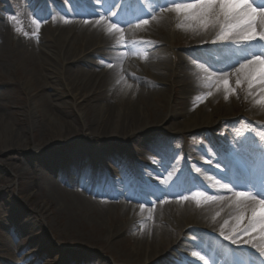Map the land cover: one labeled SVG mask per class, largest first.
Masks as SVG:
<instances>
[{
	"label": "bare ground",
	"instance_id": "1",
	"mask_svg": "<svg viewBox=\"0 0 264 264\" xmlns=\"http://www.w3.org/2000/svg\"><path fill=\"white\" fill-rule=\"evenodd\" d=\"M115 1L119 0H86L80 4L81 12L83 9L89 12L84 16L98 14ZM182 1L189 2L176 0ZM157 2L163 5L167 0L149 4L146 9L151 12L149 23L140 21L134 27L112 29L106 19L111 17L110 9L101 20L92 18L77 22L69 18L63 22L53 17L44 24L29 21L30 33L38 38H30L11 49L6 47L9 41L12 43L10 28L0 19V69L10 71L14 68L19 82L30 88V100L22 108L27 119L24 125L19 123L15 111L9 109L5 93L0 92V154L20 149L24 152L22 160L0 159V165L4 167L0 166V171L10 172L18 183L23 184L26 198L40 193L33 203L36 213L44 215L54 208L67 218L68 225L75 223V217L78 221L87 217L93 219L90 222L98 219V223L100 220L110 223L108 242L95 240L90 250L74 252L67 257L70 262L96 264L95 261H102L103 253L113 255L115 247L121 245L123 253L114 257L115 264H206L203 260L205 252L208 264H232L233 258L240 254L254 264H264V236L259 229L252 231L250 227L253 208L259 207L258 201L262 197L242 203L235 195L243 189L245 181L242 172L235 167L236 156L249 158L251 153L247 151L248 147L242 149L234 145L229 153L216 149L210 154L207 149L210 143L227 139L230 133L226 126L235 127L233 124L240 116L232 115L230 106L238 105L244 109L243 112L252 118L248 121L253 123L252 126L256 124L261 128L264 124V103L260 102L264 98V91H261L264 85L254 84L249 88L240 74L242 82L239 85L244 88L230 97L233 88L239 87L236 83L239 64L234 67L235 62L248 53H259L261 46L255 42L242 44L235 41L213 44L211 41L221 30L220 23L204 27L177 14L171 6L155 7ZM253 3L257 7L264 6V0H253ZM151 6L154 9L151 10ZM7 7L0 5V18ZM58 8L63 9L61 5ZM258 29L264 30V23L258 24ZM178 41L187 46L177 44ZM177 46L179 50H176ZM142 50L147 54L139 63L135 58ZM53 55L57 58L55 62L50 60ZM215 60H219L218 65ZM21 64L25 66L24 72L19 70ZM215 65L218 69L213 73L211 68ZM148 71L153 74L148 75ZM225 78L229 80L227 88L223 84ZM19 82L12 80L7 85L16 87ZM63 88L72 93L68 100L61 99ZM87 92H92L91 98L85 97ZM80 98L83 103L79 107L95 105L98 108V122H84L83 107L78 108L79 112H84L78 115L81 119L73 123L67 121L66 109ZM148 98L169 101L168 120L165 121L164 114H155L153 120L148 119L149 115L145 117L142 110L148 111ZM227 98L230 100L223 107ZM218 104L222 106L218 107ZM179 105H186L185 108L190 110L180 112L177 110ZM215 108L219 112L213 119ZM181 117L184 119L180 120ZM223 121L229 124H223ZM17 125L20 130L14 129ZM162 130L166 133L158 134ZM171 132H192L199 137L200 143L187 149L192 168L201 167L196 178L185 171L188 174L182 179L186 182L171 189L167 179L176 170L168 159L155 158L160 160L149 170L162 179L148 183L147 193L156 197L154 201L143 198L148 206L103 198L99 202L82 191L85 188L91 190L89 186L95 183L112 185L113 181L111 183L107 178L109 173L128 181V169L131 176L133 172L131 167L123 168L125 154L135 151L153 158V153L168 142ZM81 133L86 139L77 146L79 140L74 138ZM30 140L33 147L29 149ZM111 140L114 141L107 143ZM98 153L106 160L98 159L91 168L83 165L79 169L82 159ZM60 154L72 156L65 172L63 166L57 165ZM198 154L210 159V167L196 166L192 156ZM111 162L116 164L115 168L109 164ZM93 164L97 166L93 168ZM235 169L237 177L231 179L226 172ZM124 179L118 189L120 199L134 201L142 197L143 193L137 187L131 192ZM191 183L205 192L200 198L189 195ZM234 186L239 187L234 189ZM175 197H182L177 206H174ZM5 207L0 205V264H23L19 255L26 252L32 259L37 253L29 248L26 251L18 243L12 246L10 242L14 236L28 235L33 226L20 221L17 225L6 226L1 217ZM241 216L243 220L238 222ZM120 225L124 226L119 228ZM95 229L102 231V227ZM243 229H248L249 234ZM228 236L240 242L233 243L226 238ZM38 243L36 241L32 246ZM46 250L57 252L59 247L48 243ZM68 259H63L62 263L70 264Z\"/></svg>",
	"mask_w": 264,
	"mask_h": 264
},
{
	"label": "rangeland",
	"instance_id": "2",
	"mask_svg": "<svg viewBox=\"0 0 264 264\" xmlns=\"http://www.w3.org/2000/svg\"><path fill=\"white\" fill-rule=\"evenodd\" d=\"M13 4H11V7L8 8V10H3L2 12V18L5 23L8 24V28H10L9 37L12 40L7 43V48H17L18 45L22 44L24 41L29 40L30 38H33L36 40L37 35L34 33H30V30L32 29L31 23H28L29 21L38 22L39 24H44V17L47 16V13L42 14L41 17L35 16V8L34 2L35 0H10ZM0 5L3 4L2 0H0ZM20 5L22 7H20ZM19 8L23 9L25 11V14L21 15L19 12ZM28 17V18H27ZM43 22V23H42ZM32 40V39H31ZM177 44H182L184 46H187V43L178 41ZM13 45V47H12ZM183 48V47H182ZM57 50V48H56ZM176 50H179L178 46L176 47ZM146 52L142 50V52H139L135 58V61L137 60L139 63L144 61V58H146ZM170 55V53H169ZM51 62L57 61V58L53 55L50 57ZM238 61H243L242 59H239ZM134 66V65H133ZM20 72L25 71L24 64L20 65L19 68ZM152 75V71H148V75ZM151 78V76H149ZM152 79V78H151ZM154 79V78H153ZM15 80V82H19L18 75L16 73V70L14 68L10 69V71L6 70L5 68L0 69V92L5 93V98L8 100V107L11 110L15 111V116L19 120V123L25 124L27 122L26 116L24 115L22 108L23 106L29 102L30 96L28 94V91L30 88L28 86L23 85V83L19 82V84L16 87L9 86L7 84H10V81ZM240 88H244V86L235 87L233 88L232 92L233 94L230 97H233L235 94H238V91ZM63 96L61 97L62 100L66 99L68 100L71 92L66 91V89H62ZM92 92H87L85 94L86 96H89L91 98ZM230 98H227L224 101L223 107H225V104L227 101H229ZM83 103V98L78 99L76 104H70V106L66 109V118L69 122H74V120L78 121L81 119L78 117L79 114H83V120L84 122L88 121L90 123L92 122H98L100 120V113L98 108L95 105H91L90 107H79V105ZM181 105V104H180ZM177 109L180 112L186 113L190 110V108L186 109L185 107H188L186 105L180 106ZM222 106L220 104L217 105ZM83 107V108H82ZM147 107L148 111L143 109V113L145 117L149 115V120H153L155 114L157 115H163L165 121L169 119V115H166L168 111H170V104L169 101L164 99H156L148 98L147 99ZM215 107V106H214ZM230 106L232 111V115H235L239 117L237 121L234 122L233 125H235L234 128H228L229 130V136L226 137L227 139L219 140L217 142V145L219 147H223L227 149L230 145H234L236 147H240L244 149V147H248V152L251 153V156H241L240 154L238 157L242 160H245L246 162H258L263 161L264 158L262 157V150H264V124L261 126V128H258L256 124L253 125V123H249L251 121V117L247 116L248 114H245V110L241 107L237 106ZM78 108H82L79 112ZM207 109V108H206ZM215 112L213 119H216L215 116L218 115L219 110L216 111V108L213 110ZM244 111V112H243ZM166 115V116H165ZM186 118V116H184ZM183 117L180 118V120L184 119ZM235 119V118H234ZM82 120V121H83ZM86 120V121H85ZM249 121V122H248ZM223 124H229L226 122H222ZM76 125V124H75ZM222 127V126H221ZM20 125L14 126L15 130H20ZM232 132H231V131ZM88 132V131H87ZM166 133V131H161L158 134ZM83 133L78 134L74 139L79 140V144L77 146L81 145L80 142L83 141V139H86ZM169 139L168 142L165 143V146L157 150V153L148 152L155 154L154 156L161 158V159H168L173 167V170H176V173L172 176H169L170 178V187L173 189L176 184H178L179 180H181L183 173L185 170L191 169V173L196 174L198 170L196 168H192V166L188 163V159L191 158L189 153H187V149L190 148L192 145H197L200 143L199 137H197L192 132H171V134L168 135ZM114 140L108 141L107 143L113 142ZM29 149L33 147V141H29ZM113 144V143H112ZM111 144V145H112ZM168 144V145H167ZM167 145V146H166ZM76 145H73L75 147ZM101 146H104V143H101ZM118 146L122 147V144H119ZM124 146V145H123ZM97 148V146L95 145ZM118 148V147H117ZM101 149L98 148L97 150ZM125 149V148H121ZM207 149H209L210 154L213 152V145L210 143L207 146ZM118 150V149H117ZM125 151V150H124ZM133 152V151H132ZM135 152V151H134ZM133 154L137 155L138 162H136V165H139L138 168L142 169L144 173H140V175L145 178V180L149 181L151 179L155 180L151 170L149 168L140 163V161L152 164V158L147 155L137 154L136 152ZM186 152V153H185ZM256 155V156H255ZM255 156V157H254ZM37 159L38 156H35ZM193 158L199 160V161H207V158L204 155L198 154L192 156ZM24 158V152L22 150H16L12 152H8L5 154H0V159L2 160H9L14 161V159L22 160ZM72 159V156L70 154H67L65 156H62L60 154L57 158V165L61 166L62 164L65 166V169L63 171L65 172L66 169H68V162ZM104 160V157H100V154H96V156L90 154L82 159L80 162L79 169L81 170L83 165H92L94 161ZM132 159L135 158H129L128 155L125 154V157L123 158L122 164L124 165V169L129 168V165L132 161ZM106 160V159H105ZM243 161V162H245ZM47 162V161H46ZM48 163V162H47ZM154 163V162H153ZM107 164V163H106ZM110 164V163H109ZM141 164L144 168L140 167ZM18 165V162H17ZM114 168L116 165L113 163L111 164ZM1 166V165H0ZM188 166V167H187ZM90 167V166H89ZM2 169H4L3 166H1ZM238 169V167H237ZM129 170V176L128 181L126 180V184L130 189L133 185V178L131 176V170ZM196 170V171H195ZM183 172V173H182ZM261 174H258L259 179H262L261 181H264V168L261 169ZM81 173V171H80ZM215 175V174H213ZM25 176H28L27 174ZM117 176V174H116ZM119 178H122L119 176ZM35 179V176H34ZM37 181V178H36ZM166 181V180H165ZM142 180L140 178H137L135 181L136 184H141ZM182 182V181H181ZM168 183V184H169ZM223 183V182H222ZM22 183H18L17 179L11 174L10 172H2L0 171V205H5L4 212L2 210L1 217L4 219L5 225L13 226L17 225L18 221L22 222V224L30 223L33 227L29 230L30 232L26 236H14L10 242L12 246H14L16 243L20 244L21 247L24 246V249L27 251L28 248L32 251H34L36 254L35 257L30 259V256L28 253H24L20 256V260L23 264H60L64 258L68 259L67 257H71L72 254L75 252L80 253L82 251L90 250L91 244H93L96 241H102L103 243L108 242V230L110 228V223L108 221L100 222L98 223V219H95L93 222H90V220H93L92 218H85L83 217L82 220L78 221V219L75 217V223H71V225H68L67 218L61 214H58L56 210L53 208L52 211H49L45 213L44 215H41L39 213H36L34 208V200L38 197H40V193L36 192V194L33 197L26 198V195L23 193L22 190ZM89 187L93 188L94 184H91ZM95 189H86L82 190L87 195L93 196L90 192ZM181 193L182 192H178ZM197 193H200V190H189V195L192 197H198L200 198V195H197ZM150 197V196H149ZM110 201H114L113 199L108 198ZM182 197H179L174 200L175 206L178 205V203L181 201ZM153 199L152 201H154ZM139 202H142V200H138ZM115 202V201H114ZM117 202H127L126 200H118ZM144 204V203H141ZM8 209V210H7ZM15 217L16 221L13 220ZM6 220V221H5ZM6 225V226H7ZM124 225H120L119 228H122ZM102 227V231H98L95 228ZM126 229V228H125ZM2 230V229H1ZM94 230V231H93ZM97 230V231H95ZM5 232L4 230H2ZM1 231V232H2ZM96 240V241H95ZM38 241V245L32 246L34 242ZM129 241H133V239L130 237ZM48 243H53L54 245L59 247V250L57 252H47V245ZM22 253V252H21ZM120 253H123V249H121V245H117L114 249V254L110 255L109 253H103L102 261L97 260L95 261L97 264H115L114 260H116L117 256H120ZM66 257V258H65ZM206 257V256H204ZM6 257L3 258L5 260ZM41 259H43V262L41 263ZM41 260V261H40ZM81 261V260H80ZM236 262H239L240 264H244L246 259L243 258V254L238 255L235 258ZM68 262L70 264H76L75 260L74 262H70L68 259ZM67 262V263H68ZM2 264L4 262H1ZM63 264V263H62ZM119 264V263H117ZM177 264V263H174Z\"/></svg>",
	"mask_w": 264,
	"mask_h": 264
},
{
	"label": "snow or ice",
	"instance_id": "3",
	"mask_svg": "<svg viewBox=\"0 0 264 264\" xmlns=\"http://www.w3.org/2000/svg\"><path fill=\"white\" fill-rule=\"evenodd\" d=\"M167 3L172 6L177 14H183L187 19L197 21L204 27L213 23H220L221 30L215 40L211 41L213 44L229 41L242 44L253 42L259 44L261 46L259 53H248L241 57L242 63L237 61L239 67L236 69L238 73L236 83L237 85L241 84L240 74H242L249 88H252L254 84L264 85V30L258 29V24L264 23V6L257 7L253 0H189V2L183 3L167 0ZM142 22L148 24L149 20L144 19ZM111 28L115 29L117 25L112 24ZM223 84L227 88L229 80L225 78ZM261 91H264V88ZM260 102L264 103V98ZM235 195L237 200L242 203L249 199H257L256 196L245 191H237ZM258 203L259 207L253 208V223L250 227L252 231L259 229L261 235L264 236V199H260ZM240 220H243L242 216L238 218V222ZM243 231L249 234L248 229H243ZM226 238L232 240L233 243L240 242L233 240L231 236ZM244 242L250 243L251 241Z\"/></svg>",
	"mask_w": 264,
	"mask_h": 264
}]
</instances>
